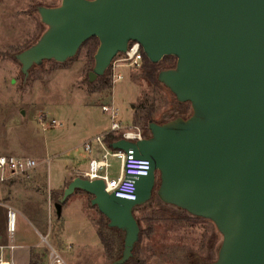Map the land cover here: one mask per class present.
Instances as JSON below:
<instances>
[{
	"label": "water",
	"instance_id": "95a60500",
	"mask_svg": "<svg viewBox=\"0 0 264 264\" xmlns=\"http://www.w3.org/2000/svg\"><path fill=\"white\" fill-rule=\"evenodd\" d=\"M37 10L47 29L17 56L25 77L97 38L92 83L137 42L154 64L177 58L158 80L192 108L187 119L150 123L142 141L111 144L150 164L135 179L136 200L78 177L55 204L57 216L77 190L93 196L109 227L124 234L122 257L111 264H126L140 240L134 210L152 200L159 178L164 205L211 221L222 235L210 264H264V0H62Z\"/></svg>",
	"mask_w": 264,
	"mask_h": 264
},
{
	"label": "rangeland",
	"instance_id": "374dc122",
	"mask_svg": "<svg viewBox=\"0 0 264 264\" xmlns=\"http://www.w3.org/2000/svg\"><path fill=\"white\" fill-rule=\"evenodd\" d=\"M61 1L0 0V156L37 161L38 177L28 174L13 181L40 191H18L11 193L10 204L0 202L17 208L28 204L27 208L38 215L33 223L42 235H34L32 228L28 241L40 245L46 258L41 264H48L50 247L59 251L67 264H111L98 236L101 213L92 206V196L77 190L58 217L51 195L63 196L67 185L86 171L89 158L85 142L110 128L103 105L114 104L122 122H134L142 106L154 103V118L162 121L176 114L177 100L168 89L146 81L142 69L127 65L120 68L123 79L112 84L111 91L92 92L87 77L94 65L84 48L65 63L45 62L25 77L17 56L47 29L37 9L57 7ZM43 115L62 126L41 127L39 118ZM94 149L97 155L99 150ZM111 166L110 177L117 178L120 162L111 159ZM63 180L66 183L56 189ZM2 190L0 199L5 195V188ZM134 214L142 231L152 229L140 247L145 264H210L217 260L223 238L211 221L190 218L176 222L186 215L156 199L135 208Z\"/></svg>",
	"mask_w": 264,
	"mask_h": 264
},
{
	"label": "built area",
	"instance_id": "2783aa9c",
	"mask_svg": "<svg viewBox=\"0 0 264 264\" xmlns=\"http://www.w3.org/2000/svg\"><path fill=\"white\" fill-rule=\"evenodd\" d=\"M143 53L142 47L137 42H131L126 53L116 57L110 68L112 84L123 79L120 68L124 65L133 69H142ZM102 111L109 114L110 128L104 134H100L91 140L85 142L84 147L88 155L89 162L86 171L82 177L90 181L102 180L106 185V191L115 194L116 197L126 200H136L135 179L141 176H147L150 170V164L146 160H140L135 157L134 151L129 149L113 150L111 144L118 141H128L137 143L146 138V131L139 125L132 122H122L120 120V111L114 105H103ZM41 127L50 126L52 128L62 126L55 119H48V116L39 118ZM113 136L114 142L107 143V138ZM96 147L99 150L94 155ZM111 159H117L120 162V173L117 178L110 177ZM38 162L33 159H22L14 156H0V185L11 181V179L32 173L38 167ZM0 206L6 209L7 231L14 235L17 230L19 212L12 206L0 202ZM44 239V238H43ZM48 264H67L62 254L56 249L50 247L48 254ZM0 264H15L12 260L3 256L0 257Z\"/></svg>",
	"mask_w": 264,
	"mask_h": 264
},
{
	"label": "trees",
	"instance_id": "16d2710c",
	"mask_svg": "<svg viewBox=\"0 0 264 264\" xmlns=\"http://www.w3.org/2000/svg\"><path fill=\"white\" fill-rule=\"evenodd\" d=\"M33 45L34 44H32L31 46ZM31 46L27 47V49L30 48ZM99 46H100V42L97 38H91L90 40L86 41L82 46V48L86 50L87 56L89 60L92 62V65H95L94 57H95V54ZM142 53H143L142 74H143L144 79L154 86H162L166 88L163 84L159 82L158 80L159 74L165 70L175 69L177 65V58L174 56H165L159 63L154 64L146 57L143 49H142ZM46 62H50V61H46ZM33 68L30 70V72L33 70ZM93 68L94 67L90 69V72L93 70ZM89 73H88L87 81L89 82L88 84L92 92L112 90L111 68H109L103 76L97 78L94 84L89 81ZM191 110L192 108H191L190 103L180 104L177 102L176 112H175L176 114L169 116L168 118H165L162 121H156L154 118V115L156 112V106L154 103H152L150 105H144L142 106V108H140L139 112H137L136 114L134 123L139 125L146 131L148 130L149 124L152 122H155L157 124H165L169 122L170 120H173L178 117L187 119L188 117H190ZM145 136L146 137L149 136L148 131L146 132ZM114 140L115 138L113 136H110L107 138V143L111 144L112 142H114ZM159 185H160V180L158 178L151 201H155V199L159 200L157 193H156L159 188ZM61 196L62 195L52 194L51 198L56 204L61 199ZM182 212L186 216L176 218L175 219L176 222L188 221L190 218H196V217L190 216L184 211ZM196 219H200V218H196ZM97 226L99 228L98 236L106 250V255L111 260V262L119 260L122 257V253L124 250L123 232H121L120 230L116 228H110L108 219L102 214H101V218L97 222ZM145 234L147 235L152 234V229L149 228L146 232L141 230L140 240L135 245L134 250H133V257L126 264H145L146 263V260L140 257L141 256L140 247H141L142 239ZM31 264H38L36 262V257L34 254L31 259Z\"/></svg>",
	"mask_w": 264,
	"mask_h": 264
},
{
	"label": "crops",
	"instance_id": "0c3cea01",
	"mask_svg": "<svg viewBox=\"0 0 264 264\" xmlns=\"http://www.w3.org/2000/svg\"><path fill=\"white\" fill-rule=\"evenodd\" d=\"M38 175L39 174H38L37 169L29 174L30 178H36L38 177ZM26 176L27 175H24L22 177H26ZM17 178L18 177L13 178L11 179L10 182L0 185V195L4 191L2 190V188H5V195L0 200L2 201L4 200L5 203L7 202L8 204H10L11 203V193L15 195V193H17L18 191H21V192L23 191V193H26V194H29V193L39 194L40 193V191L32 190L30 187L18 185L17 183L13 181ZM66 181L67 180H63V182L60 183L56 187V189L59 188L62 184L66 183ZM27 205L25 207L22 206L19 208L14 207L19 212L17 230L14 235L9 234L7 231L6 210L2 209L3 207L0 206V225H1V228H0V257L3 256L7 259H10L15 264H31V259L34 254L36 257V262L38 264H41L45 262L46 258H45V254H43V251L40 250L41 248L40 245L38 243H35L34 241L33 242L28 241L30 240L28 237L30 233L28 232L30 231V229L32 231V228L35 231V233H37V234L34 233V235H39V236L42 235L39 232V230L35 227V224L33 223L34 220L38 219V215L35 213H32L30 209L27 208ZM35 238L36 236L34 237V239Z\"/></svg>",
	"mask_w": 264,
	"mask_h": 264
}]
</instances>
